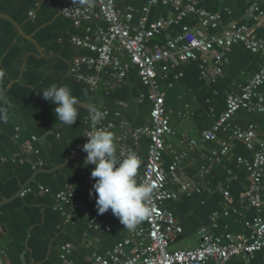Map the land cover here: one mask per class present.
Segmentation results:
<instances>
[{"label": "crops", "instance_id": "0c3cea01", "mask_svg": "<svg viewBox=\"0 0 264 264\" xmlns=\"http://www.w3.org/2000/svg\"><path fill=\"white\" fill-rule=\"evenodd\" d=\"M62 2L0 0V69L5 71L0 87L6 89L14 106L8 122L0 123V252L3 264H54L64 243L71 246V259L78 264H89L92 254L104 255L118 242L131 237V230L123 227L111 210L98 214L94 190L88 214L56 207L55 193L65 184L73 185L82 198L92 189L86 180L93 165H86L85 157L72 155L70 150L85 141V119L93 107L119 112V117L111 119L115 122L125 120L130 126L145 124L149 119L147 88L141 86L134 69L114 88L107 87L103 78L94 92L69 76L71 59L76 54H91L70 43L75 29L71 20L59 13ZM114 2L121 14L128 13L127 8L132 7L131 24L138 25L144 0ZM253 3L264 10V0H205L201 5L217 11L223 23L247 24L257 37L264 38V22L256 24L245 14ZM32 9L34 15L29 17ZM173 12L172 7L158 4L151 8L148 20L167 17ZM196 23L197 18L188 15L170 29L178 32L184 24ZM199 64V60L178 64L173 72H181L182 77L170 87L162 83L173 128L167 142L176 154L187 153L177 171L181 173L180 182L168 179L166 186L176 192L177 197L168 200L165 207L173 212L182 228L181 234L170 244L171 249L195 248L202 226L214 234H250L251 228L244 223L256 215L253 207L240 200L248 186V173L235 161L237 156L249 157L250 151L240 141L233 140L229 154L220 162H213L211 154L218 147L216 142H204L191 150L187 139H197L203 130L211 128L225 106L226 95L238 92L258 72L264 65V55L235 45L224 54L221 73L212 81L200 77ZM53 83L67 85L77 98L78 117L71 127L57 120L55 104L40 93ZM258 91L264 95V84ZM139 97L142 100L138 102ZM118 102L126 105H118ZM245 111L240 109L233 116L236 125L248 127L264 123V113ZM116 132L117 129L112 131L114 135ZM219 136L227 137L226 134ZM146 148L147 140L141 137L136 148L141 159L138 173ZM38 160L43 162L42 166L34 165ZM172 160L173 154L164 152L162 167L167 170ZM206 169L208 173L201 177ZM186 183L191 185L188 192L181 189ZM40 186L49 191H40ZM26 188L30 191L21 197L20 191ZM223 190L228 191V199L224 198ZM226 210L228 213L223 215ZM215 212L220 215L212 221ZM259 213L264 220V208ZM90 219L95 220V226L90 225ZM104 225L111 230L106 232ZM139 225H145L144 220ZM131 249L132 244L125 246L127 253ZM224 264H264V250L248 261L235 257Z\"/></svg>", "mask_w": 264, "mask_h": 264}, {"label": "built area", "instance_id": "2783aa9c", "mask_svg": "<svg viewBox=\"0 0 264 264\" xmlns=\"http://www.w3.org/2000/svg\"><path fill=\"white\" fill-rule=\"evenodd\" d=\"M203 1L205 0H144L136 26L131 24L133 8L128 7V13L121 14L114 0H91L87 5L63 0L60 4V15L71 20L75 29L70 43L91 54H76L70 62L69 76L94 92L103 78L107 87L114 88L134 69L139 81L147 88L146 98L149 103V119L142 125L130 126L122 119L115 122L111 118L119 117V112L112 113L101 106L94 107L102 114L99 125H93L91 110L85 119L86 133H91L94 127H103L111 132L117 129L114 137L118 159L131 151L136 152L139 139L144 137L147 140L146 156L136 179L138 183L153 185V192L147 201L151 214L144 219L145 225L136 226L131 230L130 238L118 242L104 255L92 254L89 264H205L209 261L224 264L235 257L248 261L257 252L264 250V220L259 213L264 208V123L242 127L229 122L240 109L264 113V95L258 91L264 84V65L238 92L232 91L226 95L225 106L210 129L203 130L197 139H187L191 150L204 142H216L218 147L211 154L213 162H220L222 157L229 154L233 140L240 141L250 151L249 157L237 156L235 161L248 173V186L240 200L256 211L255 217L244 223L252 231L250 234H214L209 228L202 226L198 230L199 243L195 248H170V244L181 234L182 228L173 212L165 207L168 200L177 197V193L168 190L166 186L168 179L174 183L180 182L181 173L177 171L187 153L176 154L167 142V137L173 134V128L162 83L170 87L182 77V73L173 72V68L195 60L200 63V77L214 80L221 73L224 54L235 45H242L253 54L264 55V38L257 37L251 26L239 22L223 23L217 11L201 5ZM158 4L172 7L174 12L167 17L148 20L151 8ZM245 14L256 24L264 22V10L257 3L250 5ZM28 15L33 17L34 10H30ZM188 15L195 16L197 23L184 24L180 31L172 32L170 28L178 25ZM141 100V97L137 98L138 102ZM118 105L126 104L118 102ZM219 134H226L227 137L221 138ZM87 139L85 134V141L72 148L70 153L86 157L82 145ZM166 151L173 154L167 170L162 167V157ZM34 165L39 167L43 162L38 160ZM207 173L208 169L204 170L201 177ZM86 181L92 188L94 179L88 176ZM181 189L188 192L191 185L183 184ZM39 190L49 191L44 186H40ZM29 191L28 188L23 189L19 195L23 197ZM223 196L228 199V191L223 190ZM54 197L57 208L67 207L71 212L82 214H88V203L93 200L90 194L82 198L78 190L68 183ZM227 213L226 210L222 214ZM219 215L220 213L215 212L211 217L212 221ZM89 223L95 226L96 222L90 219ZM104 230L108 232L111 227L104 225ZM129 244H132V249L127 253L125 246ZM70 252L71 246L62 244L54 264H78L70 258ZM0 264H3L1 252Z\"/></svg>", "mask_w": 264, "mask_h": 264}, {"label": "clouds", "instance_id": "9594fccd", "mask_svg": "<svg viewBox=\"0 0 264 264\" xmlns=\"http://www.w3.org/2000/svg\"><path fill=\"white\" fill-rule=\"evenodd\" d=\"M73 3L87 5L91 0H73ZM4 77L5 71L0 69V81ZM40 93L45 100L55 104L57 120L71 127L78 117V101L71 89L67 85L53 83ZM0 105V123H6L14 106L6 95V89L2 87ZM91 112L93 125H99L101 112L94 107ZM85 134L88 139L82 145V151L86 153L85 164L93 165L90 176L94 183L89 194L92 195L94 190L98 214L111 210L123 227L135 229L151 214L147 201L153 192V185L137 182L141 159L135 151L118 159L114 134L103 127H94L91 133Z\"/></svg>", "mask_w": 264, "mask_h": 264}, {"label": "rangeland", "instance_id": "374dc122", "mask_svg": "<svg viewBox=\"0 0 264 264\" xmlns=\"http://www.w3.org/2000/svg\"><path fill=\"white\" fill-rule=\"evenodd\" d=\"M139 83L141 84L142 87H144L140 81H139ZM245 112H247V111H245ZM237 114H238V113H237ZM233 118H234V117H233ZM233 118H232L231 120H229V122H230L231 125H234V124H235V122L233 121ZM236 123H237V122H236ZM251 124H252V123H251Z\"/></svg>", "mask_w": 264, "mask_h": 264}]
</instances>
